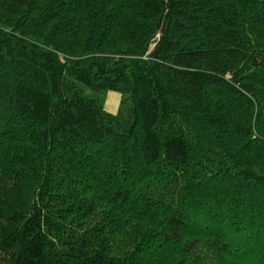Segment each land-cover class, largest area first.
Instances as JSON below:
<instances>
[{
    "label": "trees",
    "instance_id": "1",
    "mask_svg": "<svg viewBox=\"0 0 264 264\" xmlns=\"http://www.w3.org/2000/svg\"><path fill=\"white\" fill-rule=\"evenodd\" d=\"M0 264H264V0H0Z\"/></svg>",
    "mask_w": 264,
    "mask_h": 264
},
{
    "label": "rangeland",
    "instance_id": "2",
    "mask_svg": "<svg viewBox=\"0 0 264 264\" xmlns=\"http://www.w3.org/2000/svg\"><path fill=\"white\" fill-rule=\"evenodd\" d=\"M80 85L84 94L97 96L103 106L109 111L116 112L120 107L124 106L121 100L127 96L126 92L112 89H104L96 92L82 83H80Z\"/></svg>",
    "mask_w": 264,
    "mask_h": 264
}]
</instances>
